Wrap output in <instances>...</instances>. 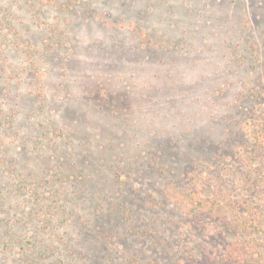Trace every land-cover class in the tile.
I'll list each match as a JSON object with an SVG mask.
<instances>
[{
	"label": "rangeland",
	"instance_id": "obj_1",
	"mask_svg": "<svg viewBox=\"0 0 264 264\" xmlns=\"http://www.w3.org/2000/svg\"><path fill=\"white\" fill-rule=\"evenodd\" d=\"M0 264H264V0H0Z\"/></svg>",
	"mask_w": 264,
	"mask_h": 264
}]
</instances>
